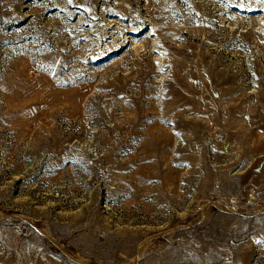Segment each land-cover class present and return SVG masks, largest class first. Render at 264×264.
I'll return each mask as SVG.
<instances>
[{
	"label": "rangeland",
	"instance_id": "rangeland-1",
	"mask_svg": "<svg viewBox=\"0 0 264 264\" xmlns=\"http://www.w3.org/2000/svg\"><path fill=\"white\" fill-rule=\"evenodd\" d=\"M0 264H264V0H0Z\"/></svg>",
	"mask_w": 264,
	"mask_h": 264
}]
</instances>
